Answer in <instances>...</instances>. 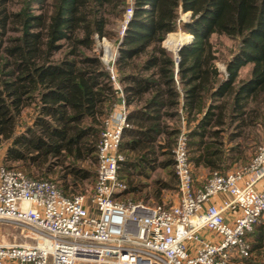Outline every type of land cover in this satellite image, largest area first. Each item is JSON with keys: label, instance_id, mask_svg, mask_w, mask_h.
Segmentation results:
<instances>
[{"label": "trees", "instance_id": "trees-1", "mask_svg": "<svg viewBox=\"0 0 264 264\" xmlns=\"http://www.w3.org/2000/svg\"><path fill=\"white\" fill-rule=\"evenodd\" d=\"M126 1L0 0V165L58 174L66 194L70 182L95 183L97 142L119 91L129 126L118 175L131 199L147 198L141 178L157 167L171 175L148 191L158 202L176 183L182 126L192 167L223 173L237 159L228 152L237 138L264 123V0H132L113 60L118 89L95 41L113 37ZM177 28L193 37L175 61L162 40ZM222 37L233 41L225 54Z\"/></svg>", "mask_w": 264, "mask_h": 264}, {"label": "built area", "instance_id": "built-area-1", "mask_svg": "<svg viewBox=\"0 0 264 264\" xmlns=\"http://www.w3.org/2000/svg\"><path fill=\"white\" fill-rule=\"evenodd\" d=\"M131 13L127 6L121 36ZM106 67L120 89L112 62ZM126 113L119 91L97 142L89 205L83 193L66 194L53 179L0 165V218L25 223L33 239L0 242V264H237L251 254L246 234L264 215V142L245 165L212 171L196 186L182 126L173 148L177 201L123 200Z\"/></svg>", "mask_w": 264, "mask_h": 264}, {"label": "rangeland", "instance_id": "rangeland-1", "mask_svg": "<svg viewBox=\"0 0 264 264\" xmlns=\"http://www.w3.org/2000/svg\"><path fill=\"white\" fill-rule=\"evenodd\" d=\"M126 2H127L126 7L132 6V0H127ZM124 11H123V15H124ZM185 13L186 12L181 13V18H186ZM123 15L121 18L115 20L114 23L110 25L112 31L114 32L113 37L102 38V39L96 38L95 48L101 49V52H102L101 58L103 62L105 63V65L106 63L109 64L111 62L113 64L114 54L116 55L117 53V44L119 43V40L121 37L120 30H121V25L123 21ZM171 32H175V33H173L169 37H167V35L170 32L166 33L164 39L162 40V44L165 47L167 46L166 47L167 49L170 48L169 46L170 40L177 41V40H180L181 38H184V37L186 38L188 34L190 36V33L184 30H181L180 28H177L176 30L171 31ZM219 40L221 41L220 48L225 54L226 49H228V47L233 44V41L226 37H222ZM216 63L221 70H224V64L221 58ZM246 70H247V66L242 69V73L245 74ZM263 142H264V123H258L253 126L251 125V126L246 127L242 135L239 136V138H237V143H238L237 148L233 152L228 151L229 155H235L237 159L231 162L229 160L228 163L232 165H229L223 170L228 171L230 169L245 165L253 156L257 145ZM3 151H4L3 146H0V164H3V161H2ZM192 172H193L192 174L194 178V183H196L197 185L206 183V181L208 180L210 176L209 170L207 168H203L202 166H199L196 168L192 167ZM35 174L39 175V173L37 172H35ZM48 176H50V178L53 179L61 189L63 188L62 179L59 177L58 174L50 173L48 174ZM170 177L171 175L168 174L166 168L157 167L154 170L149 171L146 178H141L142 181H144V183L145 182L148 183V185L145 186L142 190V193H148L147 198L144 199V202H147L149 204H160V205H169V204L176 202L178 198V192L176 188V183L174 181L172 182L171 186L165 189H162L161 191L162 200L160 202H158L152 196V194L148 192L152 189L153 184H155L154 179L163 178L166 181H169ZM67 181L68 182L70 181L69 177L67 178ZM93 185H94V182L91 183L88 180H83L82 183H78L77 185H73L70 182L69 187L65 190L69 194L77 193V192L83 193L85 195V203L89 205L91 204L90 195L93 189ZM130 197L132 196L129 194L128 195L122 194L120 199L127 200V199H131ZM131 200L140 201L137 199H131ZM258 227L260 228V230L262 228L261 232H259ZM255 228L258 230V231H253L255 236L251 235V237L250 236L249 237L250 239L252 238L254 240H255V237L256 239H259L260 237V239L258 242H256L255 245H253V247L251 246L252 247L251 254L246 258L239 259L237 264H264V215L261 216L253 224L250 232L254 230ZM0 242L1 243H25V242L30 243V242H33V239L30 235L29 227L25 223L14 221L12 219L0 218Z\"/></svg>", "mask_w": 264, "mask_h": 264}, {"label": "bare ground", "instance_id": "bare-ground-1", "mask_svg": "<svg viewBox=\"0 0 264 264\" xmlns=\"http://www.w3.org/2000/svg\"><path fill=\"white\" fill-rule=\"evenodd\" d=\"M187 37V36H186ZM185 37L184 38H181L180 40H177V41H172L170 40L169 41V46L170 48L168 49H171L172 52H175L177 50V48L179 47V45H181L182 43H184L185 41ZM167 47V46H166ZM109 54V53H108Z\"/></svg>", "mask_w": 264, "mask_h": 264}, {"label": "water", "instance_id": "water-1", "mask_svg": "<svg viewBox=\"0 0 264 264\" xmlns=\"http://www.w3.org/2000/svg\"><path fill=\"white\" fill-rule=\"evenodd\" d=\"M189 12H186L185 13V16L187 17ZM193 36H192V34H190V38H192ZM189 40H191V39H189ZM189 40H187V41H189ZM184 43H182L181 45H179V47L177 48V50L175 51V52H173V54H174V58H175V61H178V50L180 49V47L183 45ZM170 50V49H169Z\"/></svg>", "mask_w": 264, "mask_h": 264}, {"label": "crops", "instance_id": "crops-1", "mask_svg": "<svg viewBox=\"0 0 264 264\" xmlns=\"http://www.w3.org/2000/svg\"><path fill=\"white\" fill-rule=\"evenodd\" d=\"M203 167V166H202ZM203 168H205V167H203Z\"/></svg>", "mask_w": 264, "mask_h": 264}]
</instances>
